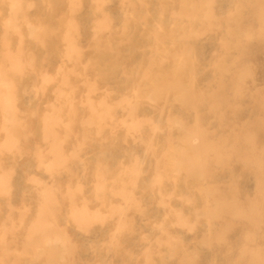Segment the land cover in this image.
Listing matches in <instances>:
<instances>
[{
	"label": "rangeland",
	"instance_id": "1",
	"mask_svg": "<svg viewBox=\"0 0 264 264\" xmlns=\"http://www.w3.org/2000/svg\"><path fill=\"white\" fill-rule=\"evenodd\" d=\"M186 2L0 0V159L11 164L15 154L8 186L21 209L10 221L0 212V224L12 229L18 252L29 233L63 230L77 246L76 264H121L103 254L113 246L139 261L141 238H155V226L180 206L168 195L173 181L153 192L145 185L189 130L218 143L239 146L246 137L264 145V44L229 51L222 30L188 33L173 16ZM218 3L226 11L231 0ZM237 57L256 65L248 83L234 80L229 66ZM5 112L15 114L14 125L5 126ZM146 146L155 159L136 190L112 195L131 155ZM252 175L236 165L208 178L234 191L230 201L219 194L207 228L185 238L189 247L212 231L239 242L252 219L246 209L264 197ZM73 213L104 224L84 236ZM20 259L44 264L47 257Z\"/></svg>",
	"mask_w": 264,
	"mask_h": 264
},
{
	"label": "clouds",
	"instance_id": "2",
	"mask_svg": "<svg viewBox=\"0 0 264 264\" xmlns=\"http://www.w3.org/2000/svg\"><path fill=\"white\" fill-rule=\"evenodd\" d=\"M173 16L186 22L184 27L190 34L222 30L223 44L229 51H239L245 46L264 44V0H231L226 11L219 7L218 0H187L180 12ZM248 21V23H246ZM234 80L239 84L254 79L256 65L250 60L239 57L229 66ZM15 114L5 112V126L14 125ZM194 137H199L197 142ZM16 143L19 139L13 135ZM5 157L9 154L4 153ZM155 159V149L146 146L141 155L132 154L130 163L122 172L119 180L109 189L112 195L132 193L146 174L145 169ZM15 154L11 164L8 159H0V212L10 221L21 209L13 203L8 176L14 171ZM241 166L246 172L253 173L255 183L259 180L264 191V145L242 137L239 146L232 141L218 143L199 130H189L186 142L167 160L163 167L155 170L152 179L145 185L146 192L158 191L166 181H173L170 200L177 201L179 207H170L166 222L157 224L155 238L142 237V259H129L128 250L113 246L104 249V255H118L121 264H201L202 257L210 254L208 264H264V197L256 204L249 205L246 212L252 217L239 242L229 239L230 233L206 232L194 246L186 237H195L201 227L207 228L208 219L216 212V200L223 193L231 200V189L220 188L209 181V177L229 166ZM184 185L181 191L179 185ZM199 199L202 203L197 206ZM207 201V203H203ZM191 211H185V209ZM261 219L257 220V209ZM70 222L84 236L91 235L104 220L78 218L70 215ZM173 229L179 231L174 232ZM12 229L0 224V264H38L35 259L22 260L21 256H44V264H76L74 257L77 246L63 230L49 234L29 233L25 238V249L18 252L9 239ZM96 264H103L97 260Z\"/></svg>",
	"mask_w": 264,
	"mask_h": 264
},
{
	"label": "bare ground",
	"instance_id": "3",
	"mask_svg": "<svg viewBox=\"0 0 264 264\" xmlns=\"http://www.w3.org/2000/svg\"><path fill=\"white\" fill-rule=\"evenodd\" d=\"M12 69H13V68H12ZM14 71H15V70H14ZM0 83H1V82H0ZM5 96H6V95H5ZM7 99H8V97H7ZM8 101L10 102V100H7V102H8ZM4 104H5V103H4ZM9 106H11V105H9ZM5 107H6V106H5ZM9 108H12V107H8L7 110H8ZM7 113H8V112H7Z\"/></svg>",
	"mask_w": 264,
	"mask_h": 264
}]
</instances>
